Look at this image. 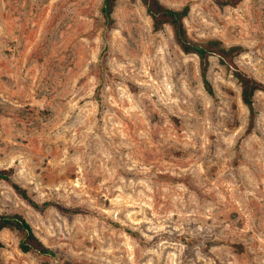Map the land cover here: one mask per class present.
<instances>
[{
	"label": "rangeland",
	"instance_id": "rangeland-1",
	"mask_svg": "<svg viewBox=\"0 0 264 264\" xmlns=\"http://www.w3.org/2000/svg\"><path fill=\"white\" fill-rule=\"evenodd\" d=\"M196 40L241 44L264 82V0H161ZM0 0V212H20L50 257L0 232V264H264V91L249 113L231 69L154 30L141 0ZM63 207H67L68 210Z\"/></svg>",
	"mask_w": 264,
	"mask_h": 264
},
{
	"label": "trees",
	"instance_id": "trees-1",
	"mask_svg": "<svg viewBox=\"0 0 264 264\" xmlns=\"http://www.w3.org/2000/svg\"><path fill=\"white\" fill-rule=\"evenodd\" d=\"M241 0H224V2L237 5ZM146 8L147 13L152 19L154 30H162L166 25H170L174 38L179 47L186 53H194L199 60L200 75L205 89L211 95L215 94L213 84L209 78V68L211 65V56H217L219 62L231 69L234 77L240 84V95L242 102L248 109V127L250 132L254 126L257 116L256 92L264 91V82L250 75L248 72L239 67L235 57L244 47L241 44L227 45L221 38L213 37L205 40L193 39L187 30L185 18L188 16L191 6L189 3L181 8H174L166 5L161 0H141ZM117 0H102L100 12L103 17L106 28L115 27L116 18L114 10ZM13 168L0 169V180H7L13 188L25 198L32 206L44 208L48 203H39L36 201L22 185L12 179ZM68 210L67 207H63ZM12 229L20 232L19 247L24 252L35 251L45 256L55 257L56 250L44 243L36 234L30 221L20 212H0V232L5 229ZM3 241L0 237V250ZM41 264H49L42 261ZM56 264H78L69 262H58Z\"/></svg>",
	"mask_w": 264,
	"mask_h": 264
}]
</instances>
